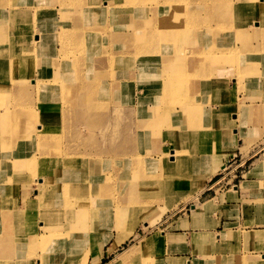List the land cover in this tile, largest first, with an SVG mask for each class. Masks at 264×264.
<instances>
[{"label": "rangeland", "instance_id": "rangeland-1", "mask_svg": "<svg viewBox=\"0 0 264 264\" xmlns=\"http://www.w3.org/2000/svg\"><path fill=\"white\" fill-rule=\"evenodd\" d=\"M40 1L37 4L34 2L31 7L52 8L56 11V19L48 21V15L36 12V16L43 15V24L38 27L37 19L32 18L31 25L20 33V43H36L33 37L36 28L47 46L42 47V51L40 48L39 53L32 47L19 63L10 64L0 77V169L7 178L3 182L12 186V199L20 183L30 184L34 191L38 189L42 195L39 202L34 193L31 209L20 214L22 224L31 232V247L26 249L29 246L27 243L28 246L23 244L15 250L21 254L23 263L29 264V259L34 257V264H40L38 259L44 254L43 245L36 242V238L52 231L57 233L60 229L54 224L58 223L61 230L64 227V233H57L61 242L52 250L63 253L76 249L75 253L81 254L94 241L90 263L92 257L96 260L97 251L102 252L105 246H112L117 240L122 229L120 218L124 214L136 212L138 207H149L148 212H156L160 216L165 211L178 210L181 201L194 205L209 202H201L200 196L194 202L192 198L199 190H193L192 186L196 185L200 173L203 176L211 171L210 161L213 163L225 153L220 150H224L220 143L222 137L227 136V127L222 119L225 112L222 116L220 112V117L216 119L219 112L213 109L215 120L212 128L211 118L206 117L207 109L218 106L222 112L226 111L231 108L229 101L238 108L235 97L238 94L246 96L244 102L255 108L256 111L252 109V114H255L253 119L256 115L259 117L257 108L252 104L259 100L264 107V61L255 66L260 75L248 74L245 86L242 81V86L236 87L231 79L239 78V68L245 59L241 52L243 41L240 40L242 17L236 8L240 1L245 0H52L51 4H39ZM251 2L252 8L256 9L248 16L249 26L263 28L264 25L259 24L264 16L261 18L258 15L257 5L264 10V0ZM21 14L25 15V12L21 11ZM121 19L123 23H120ZM126 20L131 26L125 24ZM49 22H55L54 27ZM255 31L259 40H249L263 47V35L260 36L259 29ZM111 33L121 34L111 38ZM226 33L231 35L230 39L226 38ZM224 47L238 50L239 55L224 54ZM168 49L170 54L181 57L183 61H161ZM53 50L56 51L51 57ZM84 50L91 51L84 54ZM7 53V48H3L0 59L3 60ZM215 56L233 58V63L226 65L236 70L237 75L226 74L223 69L218 71L211 66ZM30 58L34 63L28 61ZM41 61L46 62V70ZM36 69L41 73L39 78L33 77V72L30 74ZM126 71L129 74L138 71L131 83L135 87L143 86L146 93L152 89L147 80L153 76L163 77L165 81L161 82L169 89L153 98L148 95L147 101L143 95L140 100V94L127 93L132 92L134 87L120 89L117 86ZM206 72L215 74V83L221 88L218 93H210V98L200 90L203 85L205 87L202 76ZM195 73L196 77L192 78ZM256 77H259V88L254 85ZM82 81L84 84L81 87ZM124 81L122 79V83ZM42 85H51L54 97V100L44 103V112L40 110L43 106L42 93L39 92L43 91ZM77 85L81 95L78 101L77 98H69ZM225 85L234 89L227 92ZM218 100L220 103H217ZM129 102H137L139 107L141 102H145L146 110L141 117L128 106ZM7 107L11 111L6 112ZM20 112V118L26 116L25 119L19 118ZM47 117L53 119L49 128H45ZM151 121V128L144 126ZM235 126L231 121L228 134L232 135L230 129ZM257 129H262L264 134V126ZM48 135L56 138L51 142L47 140ZM230 139L231 149L235 148L237 140ZM126 145L135 150L136 156L125 153L127 161L116 159V156L124 154L118 153V150ZM115 153L116 156H110ZM109 171L112 175L119 171L120 180L115 174L108 192L104 193L102 186ZM67 178L84 185L87 193L72 198L70 190L68 193L67 190L74 188L75 182H68ZM173 178L183 179L177 183V192L161 197V192L157 190L166 182L171 183L167 179ZM146 187L151 190L150 195L144 191ZM52 192L57 199L49 200L53 198ZM65 198L69 203L64 206ZM145 201L152 202V207ZM210 202L215 208L214 201ZM187 209L190 210V206ZM45 211L52 215L51 220H40ZM131 219L128 218V222ZM149 219L147 216L138 218L140 224L133 236L125 239L119 251L113 254L115 256L105 253L102 263L110 264L114 257L111 264H118L120 254H124L135 256L134 260H130L131 264H171L172 261L188 264L186 260L165 255L166 236L160 232L152 235L160 237V245L146 251L138 250L143 240L152 237H141L143 231L148 230L143 223L149 222ZM18 241L27 242L22 238ZM169 242L172 244V241ZM6 255L7 263L15 262L10 259V253ZM233 257L227 264H264L262 257Z\"/></svg>", "mask_w": 264, "mask_h": 264}, {"label": "crops", "instance_id": "crops-1", "mask_svg": "<svg viewBox=\"0 0 264 264\" xmlns=\"http://www.w3.org/2000/svg\"><path fill=\"white\" fill-rule=\"evenodd\" d=\"M34 2L37 4L38 0H0V52L3 48L8 50L7 56L3 60L0 59V77L5 74L10 64L19 63L27 54L24 53L32 49L31 42L20 43V33L31 25L32 18L37 19L38 27L43 24V15L36 16L35 9L31 7ZM51 2L52 0H41L39 4ZM21 11L25 12V15H22ZM32 13L35 16L31 17ZM28 61L34 63L33 58ZM32 72L33 77H40L39 70L31 71V75ZM137 72L129 74L126 78L134 80ZM16 73L18 74L17 71ZM144 89L143 86H134L132 92L127 93L140 94L142 100L143 95H147ZM235 97L238 108L229 101L231 108H228L227 112H222V109L214 106L207 109L206 113L212 123L214 110L219 112L216 119L220 117V112L221 116L225 112L221 118L227 127V136L222 137L220 143L224 149L221 151L225 153L213 163L210 161L211 171L206 175L200 194L201 202L214 201L215 208L213 206L211 212L198 216L193 211L192 202L181 201L178 210L165 211L160 217L151 216L148 230L143 231L144 235H138L147 237L159 232L165 235L164 253L167 257L183 259L188 261V264H227L233 255L242 259L246 256L264 258V134L262 135V129H257L264 126V107L253 102L252 105L259 112V117L256 115V119H253L255 114H252V109L255 108L244 102L246 96L236 94ZM219 101L217 103H220ZM128 106L138 113V117L142 116L137 102ZM231 121L236 125L230 129L232 135L228 134ZM230 137L237 140L236 147L232 149ZM4 173L0 169V264H25L21 260V254L15 249L23 244H29L26 248L28 250L31 247V232L24 227L23 220L20 221V214L30 206L35 191L30 184L20 183L12 199L13 189L10 184L3 182L6 176ZM27 200L28 206L25 207ZM189 206L190 210L187 209ZM45 212L40 220H51L52 215ZM200 235L207 241L201 244L196 242V238L202 237ZM21 238L27 242L20 243L18 240ZM169 241H172V244ZM109 247L105 246L102 252L97 251L96 260L92 257L89 264H103V256L108 254ZM6 254L15 262L7 263ZM35 259L30 258L29 264H34ZM113 260L114 257L111 262Z\"/></svg>", "mask_w": 264, "mask_h": 264}, {"label": "bare ground", "instance_id": "bare-ground-1", "mask_svg": "<svg viewBox=\"0 0 264 264\" xmlns=\"http://www.w3.org/2000/svg\"><path fill=\"white\" fill-rule=\"evenodd\" d=\"M251 1L258 2V0H245V2L244 1H242V2L240 1L239 5L236 8V10H237L236 12H238L241 15V17H242L241 22H240V25H241L240 26V29H241V33H242L240 40L243 41V43H242V45H243V49L242 50L243 51H241V52H242V55L245 58L244 61H243V65H241L240 68H239L240 71H241V73L239 74V78L236 76L237 75L236 74V70H234L232 67H229V66L226 65V64H230L231 65L233 63V61H234L233 58H227V57H223V56L221 58H219L218 56H215L214 57V60L211 61L212 62V65L211 66H214L216 69H218V71H219V69H223L226 74L233 73L232 75L233 76L234 75L236 76L234 78L230 77V78H232L231 80L234 81V83L236 84V87L238 85H241L242 86V81H243V86H245L244 84H246V81L248 79V77H247L248 74L250 75L251 73H253L255 75H260V71L258 69H256L255 66L258 63L262 62V60L264 61V57H263V54H264V46L261 47L262 44H261V46L260 45L259 46L254 45V43H251L250 40H249L250 38H253V40L255 42L259 40L258 39V33H257V31H255V29H259L260 30V32H259L260 36L262 34L263 35V38H264V26H263V28H251L249 26V18L250 17H248V16H251L252 11L254 9H256V8H252V2ZM257 9H258L257 10L258 11V15L262 18L264 16V10H262V8H261V6L259 4L257 5ZM227 10H228V8H227ZM35 11L36 12H40V13H44V14L48 15V17H49L48 18V21H51V20L56 19L55 18L56 11L54 9H52V8H50V9L49 8H45V9L37 8V9H35ZM253 12H255V10ZM123 22L124 21L122 20L120 23H123ZM120 23H118L116 25H119ZM126 23L128 24L127 20L125 21V24ZM54 24H55V22H49V25L51 27H54ZM261 25H264V19H263V22L259 24V26H261ZM129 26H131L130 23H129ZM33 34H34L33 37H35L36 43H34V41H29V42H31L34 51L36 53H39L40 48H41V51H42L43 50L42 47L47 46V43H46V41L44 39H42L41 33H39V32L36 31V28L34 29V33ZM120 34L121 33H116V34H112L111 33V34H109V37L114 38V37H116V36H118ZM219 36H221V34ZM225 36L228 39H230V37H231V35L229 33H226ZM50 40L52 42H56V41L59 42L57 39H50ZM61 41L63 42L64 39L61 38ZM91 50L94 51L95 49H91ZM91 50H84L83 53L84 54H89V52ZM55 51L56 50H53L51 52V54H50L51 57L54 55ZM222 52H224V54L227 53L228 55H232V56L239 55L238 50H235L232 47H224V49H223ZM170 53H171V50L170 49L166 50L164 52L165 57H163L161 61L168 60V61L173 62V63H181V61H183V60H181L182 59L181 57L177 58L175 55H172ZM167 54H169V55H167ZM171 58H173L174 60H172ZM41 64H42V67H44L43 69L46 70V62L41 61ZM92 73H95V71H93ZM128 75H129V73L127 71L124 72L123 75H121L123 77L122 79H125L126 80L123 83H122V79L121 80H118L119 83L117 84V86H120V89L122 87H134L135 86V85H133L131 83V81L129 80V78H126V76H128ZM196 75H197L196 73L193 74L192 75V78L193 77H196ZM214 75L215 74H213V73L208 74V72H206L205 73V76H204V74L202 76L205 79L204 80L205 87L203 85V87H200V90H202L203 92H205L206 95L208 94L209 95L208 96L209 98L212 95L210 93H213L214 91H217L216 93H218V92L221 91L220 86L215 83ZM187 76H189V75H187ZM89 78H91V77H89ZM162 78L161 77L159 78L158 76H153V77H150L147 80L148 85L152 89L149 90V91H147V95H145V97H143L144 99H146V101L148 100V95L151 96V98H153L157 94H161L162 92L165 93L166 91H168L169 88L167 87V89H166L164 87V84L161 82L162 80L165 81ZM67 80L69 81V79H67ZM68 81H66V82H68ZM256 81L257 82H255L254 85L257 88H259L260 87L259 77H256ZM83 84H84V81L81 82V87L83 86ZM153 84H154V87H153ZM248 86H250V85H248ZM52 88L53 87L51 85H42L41 86V89H43V91L40 90L39 92L42 93L41 101H43V106L40 108V110L42 112H44V110H45L44 103H46L47 100H54V97L51 94V89ZM225 88H226L225 90L227 92H229V91H231V90L234 89L231 86H226V85H225ZM4 95H8V94L7 93H4ZM80 96H79V89H78V85H77V88H73V90H72V96H69V98H77V101H78V99H79ZM68 100L69 101H72L74 99H68ZM254 103H257L258 105L261 104L259 100H255ZM141 105L142 106L140 108H142V110H140V112L142 113V112H144L146 110V109H144L145 102H141ZM5 111L8 112V111H11V110H10L9 107H7V109H5ZM171 113L176 114L174 112H171ZM66 115H68V114L66 113ZM20 116H21V112L19 114V118H20ZM25 118H26V116H23L20 119H25ZM45 121H46L45 122V128H49V127L52 126L53 119L51 120V119H49L47 117V119H45ZM155 122H157V121H155ZM146 124L147 125H144V126H147V127H150L151 128L152 121L150 123H146ZM212 128H213V123H212ZM175 133L176 132H173V134H175ZM55 138L56 137L51 136V135H48L47 136V140H50L51 142ZM127 144H129V142ZM220 150H222V149H220ZM110 152H111V150H110ZM118 153H120V154H123L124 153V154L123 155L116 156L117 153H115V154H111L110 156H116V159L120 158V160H123V161H127V158H126L127 154H125V153H131L132 156H134V157L136 156L135 150L134 151L130 150V148H128L127 145L125 147H122L120 150H118ZM174 154H176V153H174ZM106 156H108V155H106ZM188 158L190 160V157H188ZM185 160H186V158H185ZM34 161H35V159H34ZM35 162H34V166H35ZM203 165H205V164H203ZM36 169H38V165L36 166ZM63 173L65 175L68 174V172H66V171H63ZM197 173H199V172H197ZM207 173H209V172H207ZM115 174H116V176H115ZM115 174L112 175L111 171H109L107 173V176H106V178H107L106 182L107 183L105 182V184L102 186V188L104 189V193L108 192L109 187H110L109 185L111 183V180L113 179V176H115L116 178L119 177V180H120V176L117 175V174H120L119 171L117 173L115 172ZM206 175L207 174L205 173L202 176V173H200L199 176H198L199 179L197 178L198 181L196 182V185L195 186H192L193 190H196V191L199 190L198 193L196 194V196L192 198L194 202H197L198 201V198H199L200 194L203 191L200 188H202V186H203L202 181L205 180ZM6 179L4 178V181H6ZM87 179H89V176H87ZM67 181L68 182H75V181H70L69 178H67ZM167 181H169L171 183L166 182L165 185L160 186V189L157 190L158 192H161V195H162L161 197H169V196L174 195L177 192V190H178L177 183L182 182L183 179L173 178V179H170V180L167 179ZM189 181H192V179L189 180ZM69 190H70V192H69L70 193V196L72 198H79L81 196H84L87 193V189L85 188V186L82 185L81 183H76V182L74 183V188L68 189L67 190V193H68ZM144 191H146L147 194L150 195V191L151 190L148 187H146L144 189ZM35 196L38 197V201H39V197L42 196L41 193L38 191V189L37 190L35 189ZM51 196L53 198H51L49 200H55V199H57V197L54 195V192L51 193ZM28 202L29 201L27 200L26 201V204H25V207L28 206ZM32 202H33V200H31L30 206L24 212H26L29 209H31ZM145 202H148L150 206L152 205V202H150V201H145ZM68 203H69V200L67 198H65V200H64V206L66 204H68ZM55 205H56V203H55ZM136 206H138V205H136ZM138 208L139 209L138 210L136 209L137 210L136 212H131V214H124L120 218V222H121V225H122L121 226L122 229L119 232V237L117 238V240H115V242L112 244V246L108 249V251H107L108 254H110V255L111 254H116L119 251L120 247L123 245L125 239L126 238L128 239L131 236H133V234L135 233V230H136L137 226L140 224V221H138V218L139 219H142V218H145V216H147V219H148L151 216H153V217L154 216L155 217L157 216V213L156 212H152V211L148 212L149 207H138ZM193 209H194L193 211H194V213L196 215H198V216L203 215L204 216V215H206V214H208L209 212L212 211L213 205L211 204V202L204 203V204H200V205H196L195 204V205H193ZM150 214H151V216H150ZM160 216H157V217H160ZM128 218H133V219L129 220V222H128V220H127ZM22 220L23 219L20 217V221L21 222H22ZM57 224L58 223L54 224V226H57V228L60 229V230H57V233L59 232L62 235L64 233V229H63L64 227L62 226L63 228L61 230L60 225L59 224L57 225ZM150 225L151 224L149 222H146L145 221V223H144L145 228H149ZM47 231H49V230H47ZM57 233H56V231H52V232H49L47 234H44V236L41 237V238H36V242H40L43 245V252H44V254L42 255V257H40V259H38L40 261V264H88L89 263V257L94 252V247H93L94 244H95L94 241L89 244L90 246L86 249V252H84V253H82V252H81V254H79L78 252L75 253L74 250H76V249H69L66 252H63L62 253L59 250L58 251H53L52 250L53 248H57L59 246L60 242H61V240H59V236L60 235L57 234ZM158 239H160V237H157L156 235H154V236H152L150 238L145 239L146 241L143 240L141 242L142 244L138 248V250H140V251H143V250L146 251L147 249H154V248H156L158 245H160V244H158L159 243ZM203 241L205 242V241H207V239L202 236L196 242H198V243L201 244ZM36 242H35V245H36ZM78 246H79V243L76 245V247H78ZM137 254H139V252H137ZM120 255H121V258H120V261H118V264H131L130 263V260H134V258H135V256L129 257V255H127V256L124 255V254H120ZM171 264H177V263H175V262L172 261Z\"/></svg>", "mask_w": 264, "mask_h": 264}]
</instances>
